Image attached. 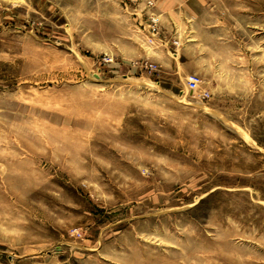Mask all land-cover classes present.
Segmentation results:
<instances>
[{
	"label": "rangeland",
	"instance_id": "1",
	"mask_svg": "<svg viewBox=\"0 0 264 264\" xmlns=\"http://www.w3.org/2000/svg\"><path fill=\"white\" fill-rule=\"evenodd\" d=\"M153 1L157 35L144 0H0V264H264V0H205L195 92V0Z\"/></svg>",
	"mask_w": 264,
	"mask_h": 264
},
{
	"label": "crops",
	"instance_id": "2",
	"mask_svg": "<svg viewBox=\"0 0 264 264\" xmlns=\"http://www.w3.org/2000/svg\"><path fill=\"white\" fill-rule=\"evenodd\" d=\"M146 1L147 0H144V4H143V7L144 8H147L146 6ZM148 1H151L153 3V7L151 8H147L148 9V12L149 14H154L158 17L159 19V25L161 26L160 27V31H161V28H165L166 27L164 26V21L160 20V12L161 10H159V8L157 7V3L153 0H148ZM204 2L205 0H195V1H186L185 3V10H184V14H183V18H186L189 20H192L193 22V27L195 28V33L193 34V39L195 40L194 43L192 46H187L185 49L182 50L181 52V59L184 60V64H185V71L191 75H194L195 74V69H194V65L196 62H199V61H202L203 58L206 57V55H204L202 52H203V45L201 44V41L204 40V35H208V34H212L213 30H211L210 28L208 29H205V27L209 26L207 25L208 23L205 22L204 20L200 19L201 21L198 22L199 20V14L200 12H202L204 10ZM194 19L196 20L194 22ZM196 27H199V31H196ZM201 31V32H200ZM168 32V33H167ZM165 33H162L160 32V41L163 42L165 40L168 39L167 35H171V32L170 31H167ZM166 35V37H165ZM163 36V37H162ZM162 37V38H161ZM170 38H173L170 37ZM169 40V39H168ZM162 46V45H161ZM164 47V45H163Z\"/></svg>",
	"mask_w": 264,
	"mask_h": 264
},
{
	"label": "built area",
	"instance_id": "3",
	"mask_svg": "<svg viewBox=\"0 0 264 264\" xmlns=\"http://www.w3.org/2000/svg\"><path fill=\"white\" fill-rule=\"evenodd\" d=\"M146 5L148 6V8L153 7V3L151 1H147ZM148 27L151 33L156 35L159 34L160 25H159V19L156 15L151 14L150 16H148ZM178 44L179 43L177 40L173 41L174 46H178ZM148 68L152 69L153 66L149 65ZM200 83H201V79L197 75H191L187 79L188 88L192 92H195L198 89Z\"/></svg>",
	"mask_w": 264,
	"mask_h": 264
},
{
	"label": "bare ground",
	"instance_id": "4",
	"mask_svg": "<svg viewBox=\"0 0 264 264\" xmlns=\"http://www.w3.org/2000/svg\"><path fill=\"white\" fill-rule=\"evenodd\" d=\"M189 89V88H188Z\"/></svg>",
	"mask_w": 264,
	"mask_h": 264
}]
</instances>
